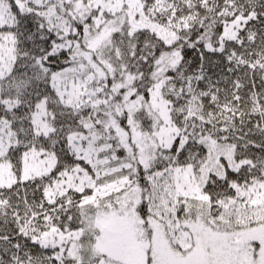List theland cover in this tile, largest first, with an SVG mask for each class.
I'll list each match as a JSON object with an SVG mask.
<instances>
[{
  "label": "snow or ice",
  "instance_id": "snow-or-ice-1",
  "mask_svg": "<svg viewBox=\"0 0 264 264\" xmlns=\"http://www.w3.org/2000/svg\"><path fill=\"white\" fill-rule=\"evenodd\" d=\"M0 264H264V0H0Z\"/></svg>",
  "mask_w": 264,
  "mask_h": 264
}]
</instances>
